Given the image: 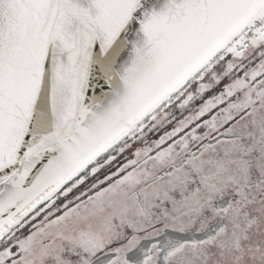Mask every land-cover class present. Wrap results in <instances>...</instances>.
Returning <instances> with one entry per match:
<instances>
[{
  "label": "snow or ice",
  "instance_id": "1",
  "mask_svg": "<svg viewBox=\"0 0 264 264\" xmlns=\"http://www.w3.org/2000/svg\"><path fill=\"white\" fill-rule=\"evenodd\" d=\"M0 264H264V0H0Z\"/></svg>",
  "mask_w": 264,
  "mask_h": 264
}]
</instances>
